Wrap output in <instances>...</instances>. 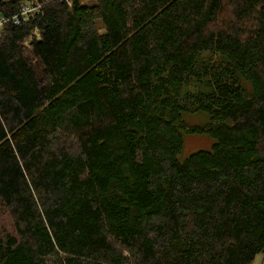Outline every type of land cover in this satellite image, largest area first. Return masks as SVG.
<instances>
[{"label": "trees", "instance_id": "trees-1", "mask_svg": "<svg viewBox=\"0 0 264 264\" xmlns=\"http://www.w3.org/2000/svg\"><path fill=\"white\" fill-rule=\"evenodd\" d=\"M188 135L215 141L183 160ZM0 202V264L264 256V0H53L8 22Z\"/></svg>", "mask_w": 264, "mask_h": 264}, {"label": "rangeland", "instance_id": "rangeland-1", "mask_svg": "<svg viewBox=\"0 0 264 264\" xmlns=\"http://www.w3.org/2000/svg\"><path fill=\"white\" fill-rule=\"evenodd\" d=\"M188 118V121L193 125H202L208 122L209 117L207 114H198ZM214 139L208 135H188L185 139L184 149L179 155L180 159H185L196 151L207 150L214 144ZM13 234V225L8 212L3 208L0 202V235ZM253 264H264V256L258 255Z\"/></svg>", "mask_w": 264, "mask_h": 264}, {"label": "built area", "instance_id": "built-area-1", "mask_svg": "<svg viewBox=\"0 0 264 264\" xmlns=\"http://www.w3.org/2000/svg\"><path fill=\"white\" fill-rule=\"evenodd\" d=\"M51 1L53 0H27V2L22 4L18 14H14L11 17L0 14V37L2 36L3 28L8 22L11 21L15 25H19L21 22L27 23L30 19L41 14L45 5Z\"/></svg>", "mask_w": 264, "mask_h": 264}, {"label": "water", "instance_id": "water-1", "mask_svg": "<svg viewBox=\"0 0 264 264\" xmlns=\"http://www.w3.org/2000/svg\"><path fill=\"white\" fill-rule=\"evenodd\" d=\"M2 1H4V0H0V3H1Z\"/></svg>", "mask_w": 264, "mask_h": 264}, {"label": "crops", "instance_id": "crops-1", "mask_svg": "<svg viewBox=\"0 0 264 264\" xmlns=\"http://www.w3.org/2000/svg\"><path fill=\"white\" fill-rule=\"evenodd\" d=\"M37 34V36H38V33H36Z\"/></svg>", "mask_w": 264, "mask_h": 264}]
</instances>
